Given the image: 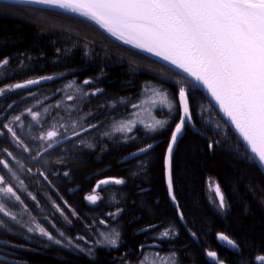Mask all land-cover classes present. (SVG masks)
<instances>
[{"label":"trees","instance_id":"obj_1","mask_svg":"<svg viewBox=\"0 0 264 264\" xmlns=\"http://www.w3.org/2000/svg\"><path fill=\"white\" fill-rule=\"evenodd\" d=\"M4 58L9 63L0 69V87L53 77L0 95V159L9 164V169L0 165V175L21 198L17 202L0 197L17 217L12 221L0 215L6 222L0 240L8 242L0 244V255L11 264H139L141 260L163 264L161 258L169 259L173 252L175 264H215L207 256L209 250L215 251L223 264H251L264 254V175L254 160L246 159L249 153L240 140L187 79L82 19L51 9L0 2V60ZM84 80L91 83L84 84ZM181 85L189 86L197 119L196 131L190 127L184 131L172 160L174 193L183 221L168 195L165 176L164 157L175 125L167 109L154 111L160 120L169 121L162 130L136 126L131 133L113 132L114 126L131 118L136 110L131 105L147 92L161 89L174 94ZM97 89L95 96L90 95ZM68 95L74 99L68 101ZM28 109L39 113L38 121L26 115ZM16 115H21V121L12 127L19 144L3 128ZM57 116L79 118L83 127L91 122L97 128L63 139L44 152L38 137ZM213 141L216 143L210 149ZM148 143L153 145L148 152L129 155ZM37 152L42 154L39 162L32 159ZM40 171L48 179L40 176ZM106 177L123 178L125 183L101 186L102 199L94 206L88 204L85 195ZM209 178L222 190L225 213L209 204ZM65 202L78 216L72 215ZM54 204L62 208L71 224ZM117 208L122 212L114 219L109 213ZM101 219L107 226L100 224ZM36 224L62 244L27 230ZM166 229L171 230L170 235L161 237ZM115 233L119 238L113 247L107 240ZM218 233L228 235L239 248L222 245ZM77 236L88 242L76 240ZM69 238L84 251L68 246ZM146 256L152 260L145 262Z\"/></svg>","mask_w":264,"mask_h":264},{"label":"snow or ice","instance_id":"obj_2","mask_svg":"<svg viewBox=\"0 0 264 264\" xmlns=\"http://www.w3.org/2000/svg\"><path fill=\"white\" fill-rule=\"evenodd\" d=\"M18 2L39 5L45 9H61L85 18L124 44L150 53L186 74L195 84L202 86L218 105L219 111L230 122L235 133L249 150L250 154L246 155V159L255 160L261 168H264V0H18ZM8 63L7 58L0 60V69ZM51 79H53L52 76H44L40 79H28L22 83L0 87V95L39 84L41 80ZM83 83L89 84L91 81L84 80ZM98 91L100 90L97 89L90 95L95 96ZM83 94L89 95L88 92ZM155 94L159 99H150V102L157 108L167 109L168 117L175 121L164 157V168L168 195L176 205L180 220L183 221L185 217L174 193L172 160L178 139L188 127H195L191 108V91L181 85L174 94L161 89H156ZM73 99L72 95L67 96L68 101ZM11 107L12 105L9 104L8 108ZM131 107L138 109L141 104L133 103ZM26 115L30 116L34 122L39 119V113L31 109H28ZM18 121H21V115H16L11 121L3 124V128L11 133L17 144L20 141L12 124ZM137 123L142 121H122L118 127H113V132L131 133ZM168 123V120L157 119L154 125H146V130L153 132L162 130ZM70 127L71 135L65 134L63 136L65 140L79 137L82 132L95 129L97 124L89 122L88 127H83L73 123ZM77 127L80 131L76 130ZM60 128H66V126L54 124L51 130L38 137L43 142L41 147L44 152L53 149L61 142L58 139L62 135ZM103 135L107 136L108 133L105 132ZM215 143V141L210 143L209 148L212 149ZM87 146L93 147L91 144ZM152 147L151 143L144 144L129 155L138 157ZM24 151L27 152L29 149L25 148ZM41 155L37 152L32 159L39 162ZM43 163L47 162L43 161ZM0 165L9 169V164L3 159H0ZM39 175L48 179L44 171H40ZM64 175L68 176L69 172L65 171ZM124 183L125 180L118 177L98 180L92 189L93 194L85 195L84 199L95 205L102 199L98 193L101 186ZM214 191L219 200V208L224 209L225 198L218 184ZM0 197L6 201L13 198L17 202L21 201L20 196L13 186L9 185L4 175H0ZM64 206L69 208L73 216H78V212L71 209L67 202ZM54 207L69 224L72 223L59 205L54 204ZM121 212L122 209L117 208L109 215L116 217ZM0 215L12 221L17 220L16 215L8 210L4 202H0ZM100 224L107 226L103 219L100 220ZM0 229H6V222L3 220H0ZM7 230L10 231V229ZM27 230L38 231L55 244H62L60 239L55 238L38 224L28 227ZM170 231L166 229L161 233V237H168ZM191 234L193 237L196 236L194 232ZM60 235L64 236V233L61 232ZM118 238L119 233H115L113 238L107 240V243L115 247ZM217 239L233 249L239 248L237 242L224 233H218ZM76 240L88 242L83 236H77ZM6 243L8 242L0 240V244ZM67 245L79 248V245L70 238L67 239ZM79 250L84 251L82 248ZM88 252L90 254L91 249H88ZM156 255L160 256V253ZM175 255L173 252L169 259L161 258L163 264H170V261L171 264H175V260L172 259ZM207 256L215 264H223L215 251L209 250ZM0 264H11V261L0 255ZM139 264H144V261L141 260ZM251 264H264V254L256 256Z\"/></svg>","mask_w":264,"mask_h":264},{"label":"rangeland","instance_id":"obj_3","mask_svg":"<svg viewBox=\"0 0 264 264\" xmlns=\"http://www.w3.org/2000/svg\"><path fill=\"white\" fill-rule=\"evenodd\" d=\"M10 3V2H9ZM54 11H56V10H54ZM57 12H60V11H57ZM60 13H63V12H60ZM105 35H107L108 37H110V38H112L113 40H115V41H117L118 43H120V44H122V45H124V46H126L127 48H130V49H133V50H135V51H138L139 53H142V54H144V55H146V56H148V57H151V56H149V55H147V54H145V53H143L144 51H142V50H140V49H137V48H134V47H132L131 45H127V44H124L122 41H120V40H117L115 37H113V36H111L110 34H108V33H106L105 31H103V30H101ZM156 61V60H155ZM156 62H158V61H156ZM183 77V76H182ZM186 79V78H185ZM189 81V80H188ZM192 85H193V87H196L191 81H189ZM186 88H188L189 89V86H185ZM197 88V87H196ZM198 89V88H197ZM199 90V89H198ZM200 91V90H199ZM156 90H151L150 92H147L143 97H142V99L141 100H139L137 103H139V104H141V107H139L138 109H136L135 110V112L132 114V116H131V118L130 119H128V120H132V121H135V122H140V121H142V123H137V126H145L146 127V125H149V124H155V121L157 120V119H159L156 115H155V110L157 109V110H160L161 111V109L160 108H157V107H155L151 102H150V99H159L157 96H156ZM203 95H204V97L208 100V98L206 97V95L204 94V93H202ZM208 102L210 103V101L208 100ZM211 104V103H210ZM212 105V104H211ZM196 106H197V108H200L201 110L203 109L202 107H201V105H200V103H197L196 104ZM213 106V105H212ZM191 108H192V105H191ZM192 114H193V108H192ZM197 115H198V119H200L201 118V116L199 115V111H197ZM205 116V115H204ZM193 117H194V115H193ZM206 117V116H205ZM196 118H194V122H196V120H195ZM207 120H206V122H209L210 123V118L209 117H207L206 118ZM127 121V120H126ZM198 122V121H197ZM73 123H76V124H78V125H83L82 124V121H81V119H79V118H71V117H61V116H57V117H55L54 119H53V121H52V123L50 124V126L46 129V130H44V131H42L41 132V134H40V136L41 135H43L46 131H48V130H51V127H52V125H57V126H59V124H64L65 126H66V128H60V132H61V137H59L58 139H60V141L62 142L63 141V136L66 134V135H71V132H72V129H71V125L73 124ZM118 126H119V124H118ZM117 126V127H118ZM213 126H214V123H213ZM157 127H159V126H157ZM196 127V126H195ZM77 131H80V128L79 127H77V129H76ZM2 133V132H1ZM83 134H85L86 132H82ZM9 134V136H10V138H11V133H8ZM73 138V137H72ZM40 141V140H39ZM43 142L42 141H40V144H42ZM17 144V143H16ZM42 148V147H41ZM42 150H43V148H42ZM218 184V182L215 180V179H213V178H209L208 180H207V182H206V186H207V198H208V201H209V204L211 205V207H213L215 210H217V211H220V212H222V213H225L226 212V210H227V206H226V202H225V208L224 209H220L219 208V200H218V198L216 197V193H215V191H214V189H215V186ZM219 185V184H218ZM222 191V190H221ZM98 193H99V195L101 196V192H100V190H98ZM90 194H93V192H91ZM89 195V194H88ZM99 201V200H98ZM98 201H97V203H98ZM87 203L88 204H90L88 201H87ZM96 203V204H97ZM95 204V205H96ZM92 205V204H91ZM92 206H94V205H92ZM112 217V216H111ZM117 217V216H116ZM116 217H112V218H116ZM221 244L222 245H224V246H227V247H230V246H228V245H226V243H222L221 242ZM231 248V247H230ZM233 249V248H232ZM235 250H237V249H235ZM168 259V258H167ZM152 259H151V257L150 256H146L145 257V262H150Z\"/></svg>","mask_w":264,"mask_h":264},{"label":"water","instance_id":"obj_4","mask_svg":"<svg viewBox=\"0 0 264 264\" xmlns=\"http://www.w3.org/2000/svg\"><path fill=\"white\" fill-rule=\"evenodd\" d=\"M0 2H4V3H9V2H10V3H12V4H17V5H25V6H29V7H39V8H43L42 6H39V5L26 4V3H17V2H12V1H8V0H0ZM44 9H45V8H44ZM48 9L56 10V11H60V12H63V13H65V14H68V15H72V16L78 17V18L83 19V20H85V21L91 23L92 25L98 27L100 30H103V29H101L98 25H96L94 22H91V21H89V20H87V19H85V18H81V17H79V16H76L75 14H72V13H70V12H67V11H64V10H61V9H55V8H48ZM103 31H104V30H103ZM143 53H145V54H147V55L153 57V58L156 59L157 61H159V62L163 63L164 65L168 66L169 68L173 69L175 72H177L178 74H180L181 76H183V77L186 78L187 80L191 81V82H192V83H193V84H194V85H195V86H196V87H197L202 93H204V94L206 95V97L208 98V100L210 101V103H211V104L213 105V107L216 109V111L218 112V114L220 115V117L223 119V121L227 124V126L230 128V130L236 135V137L240 140V142L242 143V145L244 146V148H245V149L247 150V152L250 154L249 150H248V149L246 148V146L243 144V142H242L241 138L239 137V135H238L237 133H235V130H234V128L230 125V122H228L227 119L223 116V114L219 111V107H218V105H216L215 101H213V100L211 99V97L208 95V93L206 92V90L202 88V86L195 84V82L192 81L189 77H187L186 74L182 73L180 70L176 69L174 66L168 64L167 62L162 61L160 58H156V57H154L152 54L147 53V52H143ZM190 128L193 129L194 131H196V130H195V127H191V126H190ZM183 134H184V133H183ZM183 134H182V135H183ZM181 137H182V136H181ZM181 137H180V138H181ZM180 138L178 139V141L180 140ZM177 143H178V142H177ZM254 161H255V160H254ZM255 163H256V161H255ZM256 164H257L258 168L261 170V172H262L263 175H264V168H261V167L259 166L258 163H256Z\"/></svg>","mask_w":264,"mask_h":264},{"label":"bare ground","instance_id":"obj_5","mask_svg":"<svg viewBox=\"0 0 264 264\" xmlns=\"http://www.w3.org/2000/svg\"><path fill=\"white\" fill-rule=\"evenodd\" d=\"M8 1H12V2H17V3H20V2H18V0H8ZM27 4V3H26ZM72 16V15H71ZM75 17V16H74ZM78 18V17H77ZM80 19V18H79ZM83 20V19H82ZM85 21V20H84ZM87 22V21H86ZM89 23V22H88ZM91 24V23H90ZM92 25V24H91ZM94 26V25H93ZM96 27V26H95ZM96 28H98V27H96ZM99 29V28H98ZM155 57V56H154ZM152 59H154L153 57H151ZM156 58H158V57H156ZM154 60H156V59H154ZM157 61V60H156ZM159 62V61H158ZM161 63V62H160ZM163 64V63H162ZM168 67V66H167ZM171 69V68H170ZM173 70V69H172ZM174 71V70H173ZM177 73V72H176Z\"/></svg>","mask_w":264,"mask_h":264}]
</instances>
